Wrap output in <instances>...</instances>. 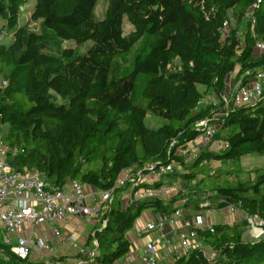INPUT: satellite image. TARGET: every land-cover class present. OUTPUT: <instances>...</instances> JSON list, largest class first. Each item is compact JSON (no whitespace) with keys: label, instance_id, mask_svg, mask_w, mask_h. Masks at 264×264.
<instances>
[{"label":"trees","instance_id":"1","mask_svg":"<svg viewBox=\"0 0 264 264\" xmlns=\"http://www.w3.org/2000/svg\"><path fill=\"white\" fill-rule=\"evenodd\" d=\"M99 1L35 0L34 31L19 23L25 0H0V17L12 36L0 40V79L7 82L0 87V133L17 150L8 153L14 169H38L58 185L78 180L107 190L132 167L156 169L176 160L184 167L183 183H194L204 162L264 154V91L254 104L231 107L222 118L214 136L226 131L222 148L202 146L188 167L175 154L201 134L196 123L210 114L211 105L200 103L208 90L222 93L229 74L245 83L264 71V49L254 48L256 42L264 45V0L253 12L254 22L243 14L257 0H102L97 14ZM229 11L249 28L243 43L239 25H229ZM137 43L131 68L122 73L114 58ZM148 111L163 123L146 125ZM252 170L249 179L205 187L203 208L235 205L248 214L263 207L264 169ZM128 189L115 191L103 213L106 224L97 221L92 228L98 248L87 264H114L124 256L130 250L126 233L143 211L166 216L179 207L176 197L155 196L122 206L120 195ZM212 227L198 231L203 247L160 264H264V235L245 241L229 223ZM208 244L215 249L212 257L204 252ZM0 264L26 263L0 242Z\"/></svg>","mask_w":264,"mask_h":264},{"label":"built area","instance_id":"2","mask_svg":"<svg viewBox=\"0 0 264 264\" xmlns=\"http://www.w3.org/2000/svg\"><path fill=\"white\" fill-rule=\"evenodd\" d=\"M259 4L260 0L254 2L243 17L254 22L252 15ZM227 27L228 22L224 21L222 31H226ZM254 48L260 51L264 49V45L256 42ZM6 84L5 80L0 79V87ZM263 91L264 71L257 72L245 83L239 80L225 85L224 91L220 94L211 91L206 100L200 101L211 105L210 114L196 123V127L201 130V142L189 149L187 145L180 147L176 149L175 154L185 162L186 157L195 158L202 146L209 144L211 149L218 130L217 124L222 123V118L229 109L254 104ZM182 150H187L186 156ZM16 151L8 146L0 133V242L8 246L15 256L26 264H60V257L63 256L69 257L67 260L73 259L74 264L92 262L97 254L98 241L91 230L89 233L91 237L88 235L83 242H79L76 227L66 229L71 224V219L90 218L95 222L100 221L104 226L107 220L102 219L103 213L109 208L115 191L126 185L129 187L125 191L127 201L152 196L167 198L166 194L173 191L169 184L162 181L153 187L151 185L154 181L148 183L146 177L155 175L156 180H162L163 176L174 172L179 164L176 160H171L156 169H153L152 164L145 165L141 170L128 168L118 174L109 189L100 190L91 186L86 191L84 184L78 180L58 185L38 169L23 171L14 169L8 160V153L14 154ZM144 170H150L149 174ZM146 183L147 185H144ZM206 205L207 202H204L203 206ZM238 209L240 208L235 205L228 206L229 213L237 212ZM199 215L198 213L186 215L180 207L166 216L155 215L154 219L135 229V238L141 242L136 243L114 264H160L171 256L173 258L175 255L187 253L191 248L203 247L198 231L207 228L212 232L213 227ZM247 221L251 224L256 237L264 233V221L258 219V216H248ZM165 225L170 227L168 234L164 233ZM40 226H45V229L36 234L35 231L39 230ZM154 231L157 232V237L151 238L149 234ZM171 234L179 235L180 245L177 249H170L164 253L163 244L171 245Z\"/></svg>","mask_w":264,"mask_h":264},{"label":"rangeland","instance_id":"3","mask_svg":"<svg viewBox=\"0 0 264 264\" xmlns=\"http://www.w3.org/2000/svg\"><path fill=\"white\" fill-rule=\"evenodd\" d=\"M35 0H25L24 4L20 7L19 12V23L28 24L29 28L38 31L39 30V21H33L31 20V12L32 7L34 5ZM103 9V2L102 0L99 1L96 12L97 14H100V12ZM229 13V25L232 27L238 26V38L241 43H243L244 34L245 32L249 31V28L246 26V23L244 21H241L239 24L237 23V20L235 17H233L231 11ZM124 31L128 32L131 30V26L127 23L126 19H124V25H123ZM0 40L3 42H8L12 38L11 32H8L7 23L6 21L0 17ZM66 45H73L72 42L67 41ZM140 43H137L128 53L116 56L114 58V61L116 64L120 67L121 72L125 73L131 68V62L133 59V54L135 50L139 47ZM257 52V51H256ZM258 53H254V55H257ZM239 80H235L234 74L227 75L225 79L226 86L229 84L236 83ZM136 94V93H135ZM137 96V94H136ZM209 96L204 97L206 100ZM56 102H61V99L56 97ZM162 118L157 117L153 115L151 112H147L145 116V123L148 126H159L163 123ZM216 122V121H212ZM218 129L221 127V124H217ZM226 135V131H218V135L214 138L212 142L211 149H219L224 145L223 139ZM201 135H199L197 138L192 140L187 144V148H192L193 146L197 145V143L200 141ZM201 142V141H200ZM187 151V150H186ZM186 151L182 150V153L186 156ZM194 158H187L186 157V166L188 167L192 162ZM204 168L198 169V174L196 178L194 179V183L189 182L184 184L182 181V177L180 176V173L183 172L184 167L178 165L175 172L165 175L162 177V181L169 184V186L173 189V191L168 192L166 194L167 198L176 197V206H179L183 213L184 210L188 208L192 209L193 212H196L200 214L199 216L202 218H209L210 223L212 225L217 224H224L229 223L232 225V227H235L236 230L241 231V237L245 241L254 240L259 237H262L264 233L258 237L255 236V232L251 226L250 223L247 221L248 216L256 215L258 216V219H262L264 221V206L262 207H255L252 209H249V213H245L242 209L238 211V218L232 221H228V207L224 208H215L212 206L211 208H203V189L205 187H210V185L214 183H220L225 180H246L254 176L255 171L252 169H264V154L258 155V154H247L242 157H240L237 161H230V160H223V161H216L212 160L208 163L204 162ZM211 173H214L215 176L210 175ZM154 180H156L155 175H149L146 177V181L148 183H152ZM202 182L201 187L195 186V183L200 181ZM91 188L89 185H84V189L87 191ZM127 192H124L120 195L121 198V205L125 206L127 201ZM197 197V198H195ZM196 199V200H194ZM189 202V205L186 206L184 203ZM198 205L197 208H195L193 205ZM242 210V212H241ZM201 211V212H200ZM235 213V212H234ZM247 216H246V215ZM155 213L152 210H145L141 213V215L136 219L134 227L130 229L126 233V237L130 240L131 247L134 246V242L136 240L135 238V229L137 227L142 226L143 224H146L148 221L154 219ZM198 216V215H197ZM197 218V217H196ZM259 221V220H257ZM73 229L76 227V236L79 239V242H83L84 238L89 235L92 228L94 227V224L96 223L95 220H91L90 218H86L83 220H80V218H76L75 220L71 221ZM264 226V225H263ZM72 227H67V230H70ZM43 229H45V226H40L39 230H36L35 233L39 234ZM264 229V228H263ZM170 230V227L165 225L164 226V233H168ZM151 238L157 237V232H151L149 234ZM171 245H167L168 248L176 249L179 247V235L177 234H171ZM69 246L67 250H69ZM214 247L208 244L207 246H204V252L208 257L214 256ZM70 252H74L73 250H70ZM66 264H74L73 259H68L65 261Z\"/></svg>","mask_w":264,"mask_h":264},{"label":"crops","instance_id":"4","mask_svg":"<svg viewBox=\"0 0 264 264\" xmlns=\"http://www.w3.org/2000/svg\"><path fill=\"white\" fill-rule=\"evenodd\" d=\"M233 74H234V73H233ZM210 93H211V90H208L207 93H206V96H209ZM220 148H222V147H220ZM220 148H219V149H220ZM123 193H124V192H123ZM184 205H185V203H184ZM184 211H185L184 213H185L186 215H194V214L196 213V212H193L192 209H190V208H188V207H187V209H185ZM238 211H240V209H238L237 212H235V213H229V211H228V217H229V220H228V221H232V220L237 219V218L239 217V216H238V213H239ZM200 212H201V211H200ZM241 212H242V210H241ZM155 215H158V214L155 213ZM245 215H246V214H245ZM75 219H76V218H75ZM75 219H71V221H73V220H75ZM203 219H204L205 222H207V223L209 222V223H210V219H209L208 217H207V218H203ZM80 220H82V219H80ZM210 224H211V223H210ZM68 227H72V223H71ZM70 229H73V227L70 228ZM167 234H168V233H167ZM84 239H85V238H84ZM127 239H128V238H127ZM128 240H129V239H128ZM129 241H130V240H129ZM139 242H141V240L136 239L135 242H134V246L136 245V243L139 244ZM134 246H133V247H134ZM133 247H131V243H130V249H132ZM170 249H171L170 247H169V248L167 247V244H163L162 252L166 253V252L169 251ZM176 249H177V248H176ZM64 254H66V253H64ZM167 256H168V255H167ZM167 256H166V257H167ZM171 257H172V256H171ZM171 257L168 258L169 261L172 260ZM67 258H69V257H65L64 259L67 260ZM70 258H73V257H70Z\"/></svg>","mask_w":264,"mask_h":264}]
</instances>
